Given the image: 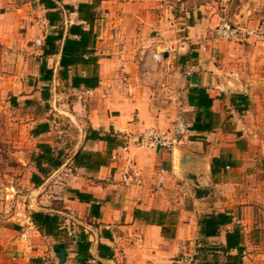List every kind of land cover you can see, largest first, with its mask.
<instances>
[{
  "label": "crops",
  "instance_id": "obj_1",
  "mask_svg": "<svg viewBox=\"0 0 264 264\" xmlns=\"http://www.w3.org/2000/svg\"><path fill=\"white\" fill-rule=\"evenodd\" d=\"M222 21L264 24V0H0V152L28 170L32 189L27 209L0 227V264H59V245L62 264H78L80 231L101 264H176L225 247L235 228L243 235L235 201L262 162L264 39L214 41ZM64 51L74 55L67 66ZM178 119L189 132L171 152L136 145ZM42 146L60 167L43 159L39 170ZM78 153L89 156L82 165ZM34 212L64 219L62 231L43 235ZM215 214L232 222L205 238L199 222ZM243 244L242 261L244 235ZM99 245L113 256L101 258ZM216 252L205 262L224 264Z\"/></svg>",
  "mask_w": 264,
  "mask_h": 264
},
{
  "label": "rangeland",
  "instance_id": "obj_2",
  "mask_svg": "<svg viewBox=\"0 0 264 264\" xmlns=\"http://www.w3.org/2000/svg\"><path fill=\"white\" fill-rule=\"evenodd\" d=\"M262 140L264 142V137ZM262 150V162L254 169L255 175L249 177L251 180L244 185L242 197L235 201V222L245 238L244 264H264V146ZM256 155L259 156L258 153ZM0 165L1 227L16 209H27L30 203L28 194L32 189L27 183L28 170H24L23 166L19 169L16 167L18 162L12 153L1 151Z\"/></svg>",
  "mask_w": 264,
  "mask_h": 264
},
{
  "label": "trees",
  "instance_id": "obj_3",
  "mask_svg": "<svg viewBox=\"0 0 264 264\" xmlns=\"http://www.w3.org/2000/svg\"><path fill=\"white\" fill-rule=\"evenodd\" d=\"M54 14H57V13H54ZM50 19L52 20L51 16H50ZM70 31L80 34L82 39L83 37L84 39L85 37L89 38V33H86L80 30L79 28H71ZM60 36H61V33L54 40H58ZM47 43L50 45V47L53 44V43H50L49 41ZM72 43L74 42L72 41ZM73 57H74L73 53H70L68 51V54H67V51H64V54L61 59V64L64 66L69 65L70 63H72ZM44 70H45V77H44L45 80H50L52 77V72L46 69ZM194 92L199 94V100L198 102H196V106L198 108H204L208 110L211 107V99H209L208 96L205 95V93L200 90L199 91L194 90ZM236 98H241V97H236ZM246 107H247V103H244V110ZM195 127L197 128V125H194L192 128H195ZM100 138H101L100 140H105L108 142L110 141V137L106 135ZM40 148L44 149L45 151L44 154L38 156L37 165L40 171H43V169H41V166H39V163H40L39 161L43 159H46V160L51 159L52 164L54 165L55 168L60 167L62 165L61 161L51 158V154L47 152L46 147L42 146ZM49 154H50V157H48ZM83 158L89 159V156L87 154L78 153L74 157V161H76V164L82 165L81 159ZM75 195L78 200L80 201L84 200V197L81 193L75 191ZM94 215H98V214L94 213ZM31 220L39 232H41L45 236H53V237H56L57 233L62 231L61 228L63 227L64 222H65L64 219L60 218L58 215H49V214L40 213V212L32 213ZM231 222H232L231 217L226 214H215V215L204 217L199 222L200 228H201L200 234L205 238L215 237L219 234V229L221 226H226L228 224H231ZM72 240L76 243V256H77L78 264H101L99 262L91 263V255L89 253L90 242L88 241V238L83 231H80L77 239L73 238ZM98 250H99V256L101 258H111L113 256V252L106 246L99 245ZM219 250L222 252V254H225L226 256V261L224 262V264H243L242 256H243V252L245 251V247L243 244V235L241 233V230L239 228H235L233 231L228 232L226 234L225 247H222L220 249L211 248V247H207L204 249L199 248L198 253L194 256V261L196 264H209L208 261L205 262L203 256L205 257L206 255L208 256L210 254L213 258H215L216 253H217L216 251H219ZM231 251H236V255L234 256L229 255Z\"/></svg>",
  "mask_w": 264,
  "mask_h": 264
},
{
  "label": "built area",
  "instance_id": "obj_4",
  "mask_svg": "<svg viewBox=\"0 0 264 264\" xmlns=\"http://www.w3.org/2000/svg\"><path fill=\"white\" fill-rule=\"evenodd\" d=\"M211 38L214 41L223 40L234 43H248L251 40L264 39V24L257 27H249L232 23L230 21L220 22L211 32ZM35 45L40 46L41 41H35ZM189 132V128L183 119H178L172 127L166 131H160L154 128L147 129L136 139V145L142 149H162L171 152ZM164 173L159 171L160 176ZM122 182L129 184L128 173H123ZM157 185H161L158 179ZM194 254L183 253L175 262L176 264H196Z\"/></svg>",
  "mask_w": 264,
  "mask_h": 264
},
{
  "label": "water",
  "instance_id": "obj_5",
  "mask_svg": "<svg viewBox=\"0 0 264 264\" xmlns=\"http://www.w3.org/2000/svg\"><path fill=\"white\" fill-rule=\"evenodd\" d=\"M68 245H59L55 248L57 258L59 259V264H62L65 260V249Z\"/></svg>",
  "mask_w": 264,
  "mask_h": 264
}]
</instances>
